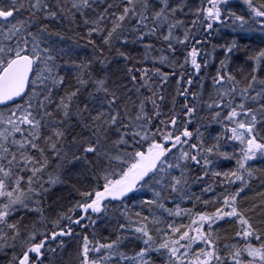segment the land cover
<instances>
[{"label":"trees","instance_id":"trees-1","mask_svg":"<svg viewBox=\"0 0 264 264\" xmlns=\"http://www.w3.org/2000/svg\"><path fill=\"white\" fill-rule=\"evenodd\" d=\"M25 1L29 2L31 21L36 23L35 38L38 43L45 48L48 44L45 34L37 33L40 30L38 25L45 27L53 39L63 37L66 42L64 48L73 50L67 53L72 61L70 67L80 76L82 84L88 90L93 80L82 61L87 63L98 58L111 63L113 59L116 60L106 74L108 75L110 71L117 97L106 98L104 103L97 92L95 97L97 104L106 110V117L101 118L98 113H93L91 120L94 129L85 131L86 138H78L82 146L79 145L73 155L66 156L69 163L81 156L85 162L61 167L64 171L62 175H67L65 188L58 187L51 192L35 196L33 205L30 200L28 201L32 195L25 186L26 177H21L16 184L9 181L8 189L15 190L18 187L21 190L14 198L18 200V205L25 216L8 231L6 230L8 219L0 225V244L4 248L3 252L11 254V249H8L11 244L18 246L26 244V238L31 236V233L27 227L25 228L24 223L37 213L47 216L48 226L45 234L35 237V244L47 241L52 233L68 224L69 219H65L64 214L72 209L73 204L77 201L84 202L88 195H94L95 192L102 190L105 178L110 174L115 172L112 180H117L120 173L134 162L138 153L139 155L145 153L148 141L151 138L157 142L162 141L164 133L175 129V122L179 127L187 124L193 136L190 142L184 139L182 150L185 157L180 161L179 158L178 162L173 159L168 169H164L163 163L159 170L145 181L146 183L153 179L149 188L138 190L126 201L110 203L108 209L104 211L105 217L100 219L99 223L90 222L84 227L77 228V232L70 237L68 248L61 247L57 252H53L48 246L42 257L34 264H241L240 260L242 264H250L251 256L248 254L250 252L247 251V246L255 249L264 246V157L250 159L242 143L234 138L232 127L217 122L209 123L210 114L204 110L191 116V121L188 120V111L184 110V98H176L172 92H168L167 95L165 91L169 85L166 82L172 79L166 70L173 69L182 76L183 85L180 93H186L187 77L192 76L188 74L191 72L188 65L178 62L183 57L187 58L188 54L184 51H189L194 43L211 44L213 50L212 42L222 35L216 25L209 31L200 24L201 9L206 8L208 1L171 0L163 4V0L156 3L139 0L138 4L143 7L144 12L133 13L128 2L124 0L115 6L110 4L111 0H107L105 4L91 8H82L79 1L92 0H78L75 1L76 4L69 0L67 4L72 13L69 10L67 13L63 11L68 18L64 20L48 18L43 0ZM48 1L52 11L55 3L53 0ZM243 1H234L228 9L238 13V3L241 4ZM251 2L257 6L259 0ZM9 5L11 8L7 7ZM148 5L152 7L153 13L144 8ZM77 6L83 10H78ZM13 7L19 8L20 5L9 0H0V9L13 10ZM198 9L199 12L195 13ZM157 13L160 14L158 18ZM14 18H19L18 12H14ZM98 25H103L105 31L96 29ZM65 27L76 31L79 37L78 44L70 43V34ZM178 27L181 31L175 32ZM198 27H202L200 31ZM167 28H171V34L167 32ZM176 33L186 35L184 43ZM101 40H109L115 45L114 55L110 57L109 53L102 52ZM248 45L249 48L242 45L241 48H237L238 57L232 58L234 72L245 75L250 72L248 66L250 62L248 64L241 61V53L250 51L251 44ZM93 47L95 51L92 50ZM104 47L108 52L109 48L106 45ZM59 53L64 55L61 51ZM164 56L167 57L165 63H161L160 61L165 59L162 58ZM160 68L164 71L159 70ZM203 79L208 81L206 76ZM200 80L202 81L201 77L197 78L192 85L200 87ZM57 90L58 95L66 93L60 88ZM65 97V101L68 100L65 112L37 109L36 113L37 136L39 135L37 139L40 137L51 139L49 143L52 147L51 156L56 155L57 151L65 152L68 149L69 143L79 130L77 124H80L84 117L81 115V109L88 103L87 100L81 101L82 94L80 103L68 99V95ZM76 107H79V114L73 110ZM110 109L115 113L111 114ZM140 112L146 114L140 116ZM261 122L259 127L262 136H254L264 143V128ZM58 126L66 130L63 139L49 135L48 131H54ZM100 137L101 142H105L103 146L96 143V138ZM126 142L131 146L124 147ZM192 144L196 145V149ZM117 147L128 151L130 155L126 156L124 153L121 161L112 160L110 152L115 157L121 154ZM36 151L40 153V149ZM171 154L169 151L167 159L172 157ZM48 157H42L37 166L49 165ZM99 161L103 166L98 163ZM51 162L54 163L53 158ZM16 163L17 169L25 171V174L33 169L34 165L32 161L26 164L18 160ZM61 168L54 170L61 172ZM1 181L4 179L0 174ZM51 184L52 179L48 184H38L37 191L43 192ZM233 198H236L235 208L232 207ZM25 204L28 206L24 207ZM227 211H231L230 217H224L223 213ZM201 217H207L210 224L200 220ZM122 219L146 222L151 234L142 233L145 239L143 244L129 240L128 230L123 227L124 223H121L122 226L119 224L120 232H116L118 221ZM196 227L202 231L204 237L191 248L192 241L187 242L186 237ZM114 233L118 236H114ZM240 234L244 240H240ZM118 237L126 240L123 247L128 249L118 251L113 249L111 245ZM185 243L187 247L183 246ZM173 244L181 245L180 255L185 248L188 252L184 258L178 255L181 259L179 263L174 261L175 257L171 254ZM234 256L239 258L235 260ZM1 264L17 263L3 261Z\"/></svg>","mask_w":264,"mask_h":264},{"label":"bare ground","instance_id":"bare-ground-1","mask_svg":"<svg viewBox=\"0 0 264 264\" xmlns=\"http://www.w3.org/2000/svg\"><path fill=\"white\" fill-rule=\"evenodd\" d=\"M68 1L69 0H53V3H55V7H52V11H50L49 1L43 0V3L45 5L44 11L46 16L53 20L68 19L66 14L64 13H67L68 10L70 13H72L70 11L71 8H69L67 4ZM124 1L128 2L130 6L127 3L124 4H126V6H129V9L132 10L133 13L144 12L143 7L138 4L139 0ZM141 1H150L152 3H156L161 2L162 0ZM165 1L170 2L171 0ZM201 1L202 0H196V2ZM11 2L18 3L20 5L19 8L13 7V10L15 9L14 12L19 13V18L9 19L10 23L17 26H11L9 30V33L11 35H8L7 37L6 35L0 33V43L10 52L9 55L13 56V58L22 56L30 57L27 53L28 48L33 49L38 45H43L39 44L37 39L35 38V36L37 35L35 32L36 23L31 21L30 13L28 11L29 2L25 0H16V2ZM72 2H75V0H72ZM79 2L82 8H91L93 6L105 4L107 0H92V2ZM120 2L121 0H111L110 4H114L113 6H115ZM243 3H238L239 12H233L236 14H233L232 17H227V19H225V22L222 18L223 4L216 2V0H212V2H210V8L213 12L214 21H217L216 26L222 32V35L216 41L212 42L213 50L211 55H208L206 52V44H201L200 46H198V49L195 50L190 49L189 51H184V53H187L189 55L187 56V58L183 57L182 60L178 62L186 63L189 69L191 67L202 68V70L205 72L204 76L200 75L196 77H187V84L185 85L186 93H180V88L183 85V81L180 78V75L176 71H173V69L166 70L167 74H169L170 78L172 79H169L166 82V84L169 85L167 86L165 91L167 95L168 92H172L174 97L184 98V110L188 111V120L191 119V116L201 112V110H204L205 113L210 114L208 119L209 123L214 124V122H217V124L221 125L230 124L232 122L230 117L233 112L238 113L242 110H246V112L249 114L254 112L264 114V0H259V2H257V6L253 5V7L249 6L250 4L252 5L251 0H244ZM80 6H77V9L83 10ZM7 7L11 8V5ZM232 7H234V5H232ZM145 9L148 12L150 11L153 13L152 7L150 5L145 7ZM7 11L8 10L0 9V12ZM246 14L248 15L246 16ZM156 16L158 18L160 14L157 13ZM249 17L256 21L259 20V22L263 25L258 26L254 21L242 22V18L247 19ZM223 23L225 25L227 24L228 28H223ZM145 25L148 26V24ZM38 26L41 31L38 30L37 33L39 32L41 34L43 32L47 37V47L45 48L43 46L45 48L44 52L45 54H47V56L45 57L43 62H41V64L39 63V60L36 59L34 62V66L37 67V72L39 73L43 71L41 67H47V70L43 71V75L44 77H47V79L40 81V83L38 84L37 87H40V89H37V99L34 102L25 104L24 108L27 110H32L34 115H36L37 109H50L52 112H65L67 110L65 104L68 102V100L65 101L66 95H68V99L80 103V96L82 94L81 101L84 102L87 100L88 103L81 109V115L84 117H82V120L79 119L81 120V123L77 124L79 130L76 131L75 136L72 138L71 142L69 143V147L65 152L57 151L56 155L51 156L52 147L49 145L51 139L42 137L37 139L39 135L36 137V140L34 142L31 141L27 136L20 135L15 137L20 138L18 139V142L13 141L7 145L6 149L9 157L16 158L19 156V154L30 155L33 158V160L31 161L34 162V165L32 166L33 169H31L25 174V171L13 168L7 163L5 164L4 161L0 159V168L3 170L1 173V178L16 184L17 181L19 183V179L21 177H26L24 180L25 186L29 190V194L32 196H38L51 192L52 190L58 187H60L61 189L66 187L67 175H62L64 171L61 167H69L70 165L73 166L74 164H82L85 162L84 158L81 156L75 161L69 163V158H66V156L70 154L73 155L76 148L79 145L82 146V143L79 144L78 138L80 139L82 137L85 139V131L90 130V128L94 129V125L92 126L91 120V115L93 113H98L101 118L106 117V110L97 104L95 98L97 96V92H99L98 97L104 103L106 102V98L116 99L117 97V94L115 92L116 90H114L115 86L110 78V71L108 72V75L106 74L107 70L110 68V65L116 62L115 59H113L111 63L102 61L98 58L94 59V61L87 63L82 61V64H84V66L87 68V72L91 75V78L93 80L92 86H90L88 90L82 84L80 76L70 67L72 61L71 59H69L70 56L68 54L73 52L72 48L65 49L64 45L66 44V42L63 40V37H57L53 39L45 27H43L42 25ZM65 29L70 34V43L78 44L79 37L76 31L69 27H65ZM96 29L101 30L102 32L105 31L103 25L96 26ZM101 41V45H103L102 52H105V54L109 53L108 55L110 57L114 55L115 45L111 44V41L109 40ZM104 42L108 44H104ZM248 44H251L250 51L247 50L245 54L241 53V61H246L248 62V64L250 62V65L248 66H250L251 70L246 75L244 73L240 74V72L237 71L234 72L232 69V58L238 57L236 53L238 47L242 45L244 47L249 48ZM104 45L109 48L108 52L107 49L105 50ZM92 50L95 51V47H93ZM60 51L64 53V55L59 53ZM205 56H208V62L204 60ZM162 58L165 59H162L160 62L165 63L167 57L164 56ZM176 62L177 61H173V63ZM51 66L52 68L57 69V71L53 69L52 71L50 69ZM95 68L99 69L94 70ZM159 70H162V72L164 71V69L161 68ZM205 76L206 78H208V81L203 79V77ZM200 77L202 78V81H199V84H201V86L199 87L192 85L194 81ZM59 88L62 89L61 91L65 90L66 93H59L58 95L57 89ZM101 92L103 95L101 94ZM78 108L79 107L73 109L76 114H79ZM110 111L111 114L115 113L113 109H110ZM145 114V112H140V116H143ZM219 116H221V118ZM262 117L264 118V116ZM79 118L81 117L79 116ZM0 119L4 122L7 121V118L4 116H1ZM261 123L263 124L264 128V121H262ZM174 124L176 125L174 130H168L166 133L163 134V138L167 140L166 142H171L176 137H180L182 143L184 142V139H187L188 142H190L193 136L192 133L188 130L187 124L184 127H179L175 122ZM61 127L58 126L57 129H55L54 131H48L50 137H55L56 139H63L66 134V130H64L63 127L62 130ZM99 135L100 134L98 132V136ZM255 139H257V137H255ZM257 140V143L259 145H264L263 141L260 142L259 139ZM166 142L160 141V143ZM96 143H98L99 146H103L105 144V142H101V137L100 139L96 138ZM192 145H194L193 148L196 149V145ZM123 146L129 147L131 145L126 142V144H124ZM117 148L121 152V154L118 157H115L110 152L112 160L116 159L117 161H121L124 157V153L126 154V156L130 155L128 151H124L119 147ZM36 149H40V153H37ZM47 156H49L47 160V163L49 165L42 164L37 166V162L41 160L42 157ZM51 157L54 160L53 164L51 162ZM20 161L26 164L31 162L29 161V157L22 158L20 159ZM98 163L103 166L101 161H99ZM59 168H61V172H56L54 170ZM50 178L52 179V184L48 188L44 189L43 192L37 191V188L39 187L38 184H45ZM106 185L107 184L105 182L103 188ZM99 192L100 191L95 192L94 195H88L84 202L78 203L77 201L75 204H73L72 209H69V211L64 214L65 219H69L67 221L68 224L66 226L64 225V230L59 229V231L52 233L50 237L46 239L47 241H42L38 244H35V237L39 234H45L47 230L48 218L46 215L42 213H37L31 219L25 221V228L27 227V230L31 233V236L26 238V244L23 243V245L20 244L19 246L17 244H11L8 247L9 250L11 249V254L3 252L4 248L0 244V264L3 261H5V263L16 262L17 264H23V259H25L26 257H29L31 259V262L34 264L35 262H37V260H39L38 258L43 255L45 250L48 249V246L49 249H51V251L53 252H57L61 247H64L65 249L68 248L69 242L71 240L70 237L72 236V234H75V232H77V228L84 227L88 225L90 221L99 219L104 215L103 214L100 217V214H95L89 211L94 197L98 195ZM128 198L130 197L124 198L122 202L128 200ZM30 199L32 198L30 197ZM25 206L28 205L25 204L24 207ZM33 211H35L34 208ZM104 211L106 210L104 209ZM19 216L20 218H18ZM23 216H25L24 212L21 207L17 204L15 209L10 210L7 215L8 225L6 230L8 231L9 229L13 228L14 224H16L19 219H21L22 221ZM100 221L101 220L99 219L98 223ZM118 222L119 223L116 227V232H120V228L122 226L121 223H124V229L128 230V239L134 240L136 243L139 242L140 244H143L145 242V239L142 236L143 232H149L151 234L148 225L142 220L122 219ZM112 223H115V221H112ZM119 224H121L120 228ZM1 234L3 235L4 232H2ZM114 236H118V234L116 235V233H114ZM125 242L126 240H124V238L120 239V237H118V240L115 241L111 246L113 247V249H116V251H118V249L126 250L128 248L123 247L125 245ZM140 244L138 245L141 246ZM41 246L44 247V250L42 251L41 255L34 254V251H38ZM18 250H20L21 253H19Z\"/></svg>","mask_w":264,"mask_h":264},{"label":"rangeland","instance_id":"rangeland-1","mask_svg":"<svg viewBox=\"0 0 264 264\" xmlns=\"http://www.w3.org/2000/svg\"><path fill=\"white\" fill-rule=\"evenodd\" d=\"M9 1H15L16 2V0H9ZM75 1L78 2V0H75ZM207 1H208L209 6L207 4L206 8H202L201 9L202 19L200 21V24H201V26H204L205 29L207 28L209 31H211V29H213L214 26L216 25L217 21H214V18H212V19L208 18L207 13L211 9L210 8L211 7L210 6L211 5L210 2H212V0H207ZM217 1L218 0H216V2ZM234 1H236V0H225L222 3L223 4L222 5V11H223L222 12V18H223V21H225V22H226L225 19H227V17H232L233 16V12L230 9H228V7H229L230 4H233ZM146 2L147 1H145V3ZM73 3L75 4V2H73ZM165 3H166V1L163 0V4H165ZM243 4H245V3H243ZM247 5H249V4H247ZM249 6L253 7V5H251V4ZM145 7H147V6H145ZM197 12H199V9L195 11V13H197ZM247 15L248 14H246V16ZM132 17H133V15H132ZM247 21H254L258 26L263 25L262 23L259 22V20H257V21L253 20L251 17H249L247 19H243L242 18V22H247ZM11 26H17V25H14L12 23H0V33L6 35V37L8 35H11L9 33V30H10ZM222 27L223 28H226V27L228 28L227 24L226 25L224 24ZM201 28L202 27H198V30L200 31ZM179 31H181L180 27L175 29V32H179ZM167 32L169 34H171L172 33L171 28H167ZM176 34L180 35L179 33H176ZM185 36L186 35L178 36L180 38V40H182L181 42H183V43H184V41L186 39ZM200 45H201V43H194V45L191 46V49H193V50L198 49V46H200ZM209 45H207L206 52H207L208 55H211V53H212L211 47L212 46H211V44H209ZM44 51H45V48L43 46H40V45L36 46L33 49L28 48V50H27V52H29L30 54L35 56L37 58V60H39L40 64H41V62H43V60L47 56V54H45ZM9 54H10V52L5 47H3L1 45V43H0V62H2L4 59H6V57L9 56ZM207 57L208 56H205L204 60L208 62L209 60L207 59ZM40 60H42V61H40ZM41 68H42L43 71L47 70V67H41ZM50 69L51 70L53 69V70L57 71V69L52 68V66H51ZM190 70H191V72H189L188 74H190L193 77L205 74V72L202 70V68H193V67H191ZM43 71L39 73V72H37V69H36L34 80L32 82V84L35 86L36 89H34V91L32 92L31 98L35 97V100L37 99V96H38V94H37V89H38L37 86H38V84L40 83V81H42L44 79H47V77H44ZM185 75H187V74H185ZM180 78L182 79V76H180ZM28 103H30V102L28 101ZM22 107H23L22 109L24 111L25 108H24V106H22ZM16 112H17L16 110H12L11 112L6 113L4 115V117L7 118V121H5V122L1 121V123H0L1 131L4 134L2 139L0 137V147L1 148L5 147L4 148V152H3V156L0 159H2L5 164L7 163L9 166H11L13 168H17L18 167V165L16 163L18 161V157H16V158L9 157L8 154H7V149L6 148H7L8 143L11 142V137L10 136L13 134L12 132H14V130L16 129V126L18 125V122L16 123L14 121L13 117H12V114H14V113L16 114ZM20 112H22V111H20ZM7 114H9V115H7ZM262 116H264V114L259 113V112L258 113L254 112V113L249 114V113L246 112V110H242V111H240L238 113H234L233 112L231 117H230L232 122L231 123L229 122L230 124H227V127H229V128L232 127V129L234 131V135H235L234 138L238 139L242 143V145L244 146L245 151L247 153V156L250 159H254V160L255 159H261V158L264 157V145H255L253 142L254 141H258V140L257 139L253 140V139H251V136H250V134H253L255 136L256 135L257 136L261 135L262 132L260 131L259 122L264 121V118ZM219 117L221 118V116H219ZM35 121L37 122L36 115H34L33 120L31 122L35 123ZM9 129H11L12 132L10 134H6L7 130H9ZM37 129H38V123H36V128H35V133L36 134H35V137H37ZM149 141H150V143H149ZM149 141H148V146L145 147L146 148L145 149L146 153H148L150 150L153 149V144L155 143V140L153 138H151ZM166 141L167 140H165V139L162 140V142H166ZM166 143H168L169 145L170 144L172 145V147L171 146L168 147V149L172 153L171 154L172 157L171 158L169 157L167 159V161L164 162V165H163L164 169H168L170 167L173 159L176 162H178L179 158H180L179 159V161H180L181 159H183L185 157V154H184V152L182 150V145H184V143L181 142V138L180 137H176L171 142L168 141ZM141 161H142V159H141V157H140V155L138 153L135 156L134 162L131 163L128 166L127 169H125L124 171H122L120 173V177H118V179L123 177L130 170V168H131V166L133 164H135L137 162H141ZM2 171L3 170L0 168V174L2 173ZM114 173L110 174L109 176H107L105 178L106 184H111L114 181H116V180H112V178L116 175V173L115 174ZM50 180H51V178L48 181H50ZM152 180H149L148 182H146L144 184H141L140 187H139V190L140 189L149 188L150 185H151ZM8 184H9V181L6 180V179H4V181L0 182V225L4 224V222L7 220V215L9 213V211L12 210L13 208H15L17 204H19L18 200L14 198V195L15 194H19L21 192V190L18 187H16L15 190H10V189L7 188ZM47 184H48V182H47ZM34 200H35V196H32V200L30 198L28 199V201L31 204L34 203ZM235 205H236V198H233L232 207L235 208ZM108 206H109V203H107L104 206V209L107 210ZM104 209H103L102 213L99 215L100 217L103 215ZM233 210L234 209H232V211ZM230 213H231V211H227V212H224L223 215H224V217H230ZM105 215H106V212L99 219H102L103 217H105ZM99 219H95L94 221H90V222H93V224H96V223H98ZM200 220H204V222L207 221L208 224H210L207 217H205V218L201 217ZM195 223L198 224V222H195ZM202 224H204V223H202ZM60 229L64 230V228H60ZM192 229H194V228H192ZM242 234H240V240H244L242 238ZM203 237L204 236L202 235V231L197 229V227H196V229H194L192 233H189V236L186 237V238H187V242L192 241V243L190 244V246L192 248L195 244L200 243L203 240ZM190 239H192V240H190ZM183 246L187 247L186 243ZM172 247H174L173 250L171 251V254L173 255V257H175L174 261L178 262V263L181 262V259L178 257V255H180L179 251H180L181 245L180 244H173ZM247 247H248L247 251L250 252L248 254H250V256H251V260L249 261V263L250 264H264V246H260L259 249H255L254 247H251L250 245H248ZM185 250H186V248H185ZM185 250L183 252H181L183 254L180 255L183 258L188 253ZM241 254L244 255V253H241ZM237 255L240 256V254H237ZM239 256L238 257L234 256L233 259L236 260V258H239ZM20 262H21V260H20ZM239 262L242 264V260H240Z\"/></svg>","mask_w":264,"mask_h":264},{"label":"water","instance_id":"water-1","mask_svg":"<svg viewBox=\"0 0 264 264\" xmlns=\"http://www.w3.org/2000/svg\"><path fill=\"white\" fill-rule=\"evenodd\" d=\"M12 14V12H0V18L8 19ZM32 71L33 60L28 56L17 57L8 65L0 75V106L13 103L26 94ZM165 155L163 144H156L155 150L146 157L145 161L132 168L127 179L112 186L105 187L100 194L96 195L89 211L96 214L99 210V205L105 200L111 199L112 201H116L130 196L138 182L146 179L159 167ZM43 250L44 247L41 246L38 251H34V254L41 255ZM30 260L29 257H26V264Z\"/></svg>","mask_w":264,"mask_h":264},{"label":"flooded vegetation","instance_id":"flooded-vegetation-1","mask_svg":"<svg viewBox=\"0 0 264 264\" xmlns=\"http://www.w3.org/2000/svg\"><path fill=\"white\" fill-rule=\"evenodd\" d=\"M12 58H13V56L9 55L6 57V59H4L2 62H0V74ZM34 76L30 82L28 92L25 95V97H23V99H20L19 101L12 103L8 106L0 107V118H1V116H4L6 113L11 112L12 110L17 111L16 114L14 113L15 115L12 114L14 121L16 123L18 122L16 129L14 130V132H12L11 129L7 130V132H6V134H10L11 132L13 133L10 137L13 139L14 142H18V139H20V138H15V137L20 136V135L27 136L31 141L35 140L36 121H35V123L31 122L33 120V117H34V113L32 110L27 111L25 109L23 111V109H22L23 108L22 106H25V104H27L28 101L29 102L35 101V97L31 98L32 92L34 91V89H36L35 86L32 84V82L34 80ZM20 111H22V112H20ZM7 115H9V114H7ZM0 123H1V119H0ZM3 135L4 134L1 131V125H0V137H1V139L3 138ZM31 145H33V144H31ZM4 148L0 147V158H2V156H3ZM26 157H29V161L33 160V158L30 155H22V154H19L18 160H20L22 158H26Z\"/></svg>","mask_w":264,"mask_h":264}]
</instances>
